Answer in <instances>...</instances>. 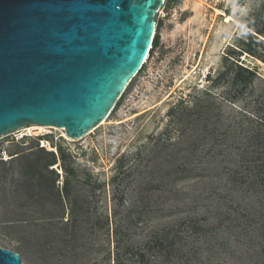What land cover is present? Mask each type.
<instances>
[{"label": "rangeland", "instance_id": "1", "mask_svg": "<svg viewBox=\"0 0 264 264\" xmlns=\"http://www.w3.org/2000/svg\"><path fill=\"white\" fill-rule=\"evenodd\" d=\"M263 4L165 0L104 124L1 136L0 246L25 264H264Z\"/></svg>", "mask_w": 264, "mask_h": 264}, {"label": "water", "instance_id": "2", "mask_svg": "<svg viewBox=\"0 0 264 264\" xmlns=\"http://www.w3.org/2000/svg\"><path fill=\"white\" fill-rule=\"evenodd\" d=\"M164 1L0 0V137L100 124L144 67ZM0 264L25 263L0 246Z\"/></svg>", "mask_w": 264, "mask_h": 264}, {"label": "bare ground", "instance_id": "3", "mask_svg": "<svg viewBox=\"0 0 264 264\" xmlns=\"http://www.w3.org/2000/svg\"><path fill=\"white\" fill-rule=\"evenodd\" d=\"M230 19H232V20H234L233 19V17H231V16H228V19L227 20H230ZM245 56V55H244ZM147 57V60H148V58H149V55H147L146 56ZM246 58V57H245ZM188 78V76L183 80V81H185L186 79ZM133 80V79H132ZM164 101H162L161 102V104L163 103ZM159 105V104H158ZM143 113V112H142ZM110 116V115H109ZM109 116L106 118V119H104L101 123H100V125H102V124H104L106 121H107V119L109 118ZM99 125V124H98ZM97 125V126H98ZM99 125V126H100ZM96 126V127H97ZM50 128H55V129H59V130H62V132H63V136H65V138L67 139V140H70V141H73V140H76V139H79V138H71L70 136H68L66 133H65V128H62V127H57V126H47V125H36V124H28V125H25V126H22L21 128H19V129H17V131L16 132H22V131H28V133H23L22 134V136L21 137H24L25 135H31V136H33V135H40L41 134V132H47V130L48 129H50ZM94 129V128H93ZM92 129V130H93ZM33 130L35 131H37L38 133H33ZM89 132H92V131H89ZM40 133V134H39ZM15 134V133H14ZM89 134V133H88ZM85 137V136H84ZM83 138V137H82ZM43 145H47L48 146V148L49 149H53V147H52V145H51V143L49 142V141H46V140H43Z\"/></svg>", "mask_w": 264, "mask_h": 264}, {"label": "trees", "instance_id": "4", "mask_svg": "<svg viewBox=\"0 0 264 264\" xmlns=\"http://www.w3.org/2000/svg\"><path fill=\"white\" fill-rule=\"evenodd\" d=\"M263 9H264V4H263ZM160 26H161V20H157V30L159 29ZM249 27H250V29H252L253 31H255L257 34H260V35H263L264 34V31L263 30H260V29L256 28L255 26H253V27L249 26ZM257 38H258L257 35H255L253 33H250V39L251 40H254V39H257ZM159 43H160V34L157 32L156 35H155V37H154V39H153V47L150 50V55L153 54L155 48L158 47ZM245 51H247V50H245ZM244 69L246 71H248L249 73L254 74V72L252 70H250L249 68H244ZM258 139H259V142H260L261 139L260 138H258ZM260 144H264V142L263 143H260ZM262 154H263V152H257L256 158L259 160V158L262 157Z\"/></svg>", "mask_w": 264, "mask_h": 264}, {"label": "built area", "instance_id": "5", "mask_svg": "<svg viewBox=\"0 0 264 264\" xmlns=\"http://www.w3.org/2000/svg\"><path fill=\"white\" fill-rule=\"evenodd\" d=\"M164 4H165V1H164ZM159 12H160V10H159ZM156 33H157V30H156V32H155V35H156ZM155 35H154V37H155ZM154 37H153V39H154ZM152 47H153V41H152V44H151V46H150V50L152 49ZM150 50H149V52H148V55L150 56ZM147 63V57L145 58V60H144V64L143 65H145ZM142 68H143V66H142ZM140 73V72H139ZM138 73V74H139ZM137 74V75H138ZM137 75L135 76V77H137ZM134 77V78H135ZM131 83V81L128 83V85L126 86V88H125V90L127 89V87L129 86V84ZM125 90H124V92H125Z\"/></svg>", "mask_w": 264, "mask_h": 264}, {"label": "clouds", "instance_id": "6", "mask_svg": "<svg viewBox=\"0 0 264 264\" xmlns=\"http://www.w3.org/2000/svg\"><path fill=\"white\" fill-rule=\"evenodd\" d=\"M150 50V49H149ZM144 63V62H143Z\"/></svg>", "mask_w": 264, "mask_h": 264}]
</instances>
